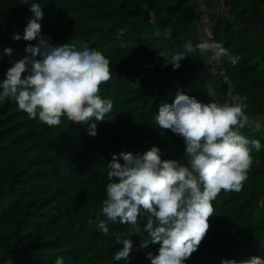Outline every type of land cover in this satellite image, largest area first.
I'll list each match as a JSON object with an SVG mask.
<instances>
[{
	"label": "trees",
	"instance_id": "obj_1",
	"mask_svg": "<svg viewBox=\"0 0 264 264\" xmlns=\"http://www.w3.org/2000/svg\"><path fill=\"white\" fill-rule=\"evenodd\" d=\"M225 1L232 17L216 18L210 36L239 60L233 65L225 57L211 65L217 75L213 80L210 73L211 81L225 102L239 95L246 115H264V0ZM33 2L43 7L41 32L53 46L87 44L109 59L111 78L100 86V95L112 100L113 109L103 121L93 117L96 136L67 116L59 124L30 119L13 100L0 109L9 112L0 121V264H54L58 257L65 264H150L147 254H158L160 245L141 247L146 233L131 237L127 260L114 261L123 247L115 237L130 225L109 221L107 236L97 227L105 219L107 164L114 153L142 154L157 146L162 159L187 166L183 138L158 127L154 115L162 103L174 101L178 90L204 103L213 100L198 50L177 70L159 55L171 57L188 41L199 43L198 0H0L2 79L10 61L28 56L25 46L36 43L13 39L14 33L23 37ZM6 48L13 50L12 57L4 54ZM241 133L259 140L261 149L251 151L253 163L242 189L222 190L212 202L209 229L185 264L262 256L264 202L259 215L254 205L264 176V123H248ZM138 222L142 228L146 218ZM51 226H59V232L46 239L43 232Z\"/></svg>",
	"mask_w": 264,
	"mask_h": 264
},
{
	"label": "clouds",
	"instance_id": "obj_2",
	"mask_svg": "<svg viewBox=\"0 0 264 264\" xmlns=\"http://www.w3.org/2000/svg\"><path fill=\"white\" fill-rule=\"evenodd\" d=\"M29 11L32 15L23 37L14 33L13 39L36 43L25 46L28 56L10 61L5 77L0 79V103L11 99L30 119L47 124H59L62 116H67L88 125V134L96 136L93 117L103 121L113 109L112 100L100 95V86L111 78L109 59L87 44L78 47L68 41L53 46L50 37L41 32V4L31 3ZM197 50L203 57L207 53L209 61L227 57L235 65L239 60L222 43L208 40L195 45L188 41L183 52L171 57L163 52L159 55L177 70L180 61ZM4 54L12 57L13 50L6 48ZM154 121L183 138L187 166L176 159H162L157 146L142 154H112L101 208L105 219L97 227L107 236L109 221L130 225L115 237L123 247L113 255L114 261L127 260L133 248L131 237L143 232L147 239L142 240L141 247L160 245L158 254H147L150 264H185L209 229L212 202L222 190L242 189L253 163L251 151L259 152L261 143L241 133L249 118L239 95H233L230 103H204L178 90L171 104H161ZM260 127L255 125L257 131ZM138 218H146L142 228ZM54 264H65V260L58 257ZM221 264H264V256L252 255L240 261L223 258Z\"/></svg>",
	"mask_w": 264,
	"mask_h": 264
},
{
	"label": "water",
	"instance_id": "obj_3",
	"mask_svg": "<svg viewBox=\"0 0 264 264\" xmlns=\"http://www.w3.org/2000/svg\"><path fill=\"white\" fill-rule=\"evenodd\" d=\"M199 8H198V24H197V32L199 37V42L201 40H211V36L207 31L206 27V20H207V0H198ZM202 64H203V77L206 89L208 90L209 94L211 95L212 99L224 103L225 101L220 98L219 94L217 93L216 89L213 86L210 77V61L207 60V53L205 56H202ZM249 118V123H264V115H247Z\"/></svg>",
	"mask_w": 264,
	"mask_h": 264
},
{
	"label": "rangeland",
	"instance_id": "obj_4",
	"mask_svg": "<svg viewBox=\"0 0 264 264\" xmlns=\"http://www.w3.org/2000/svg\"><path fill=\"white\" fill-rule=\"evenodd\" d=\"M220 4V0H210L209 2V6H207V13H209V16L212 18H209L210 21L206 20V27H207V31L209 34H211V24L212 22L216 19L215 17V13L213 12L214 8H218V5ZM232 14L230 13L227 17V19H231ZM216 61H210V65H212L213 67L216 65ZM210 73H212V79L215 80L217 78V75L215 73L214 69H210ZM0 79H2V74H0ZM214 86V85H213ZM215 88V87H214ZM11 99H6L4 102L0 103V109H2L4 107V105ZM211 102V101H210ZM9 115V112H7L6 110H2L0 112V121H3L7 116ZM264 151V149H263ZM35 169H32L30 172L34 171ZM260 191H261V195L259 196V198L257 199L254 207L256 209V213L259 215L261 212V208H260V204L262 202H264V176L261 177L260 179ZM60 225H64V221H60ZM60 227L59 226H51L48 229L44 230L43 235L46 239H51L53 237H55L58 232H59ZM262 245H264V243H262ZM260 253L262 256H264V251H262L260 249Z\"/></svg>",
	"mask_w": 264,
	"mask_h": 264
},
{
	"label": "built area",
	"instance_id": "obj_5",
	"mask_svg": "<svg viewBox=\"0 0 264 264\" xmlns=\"http://www.w3.org/2000/svg\"><path fill=\"white\" fill-rule=\"evenodd\" d=\"M213 12L215 13V18H224L226 19L230 14V8L225 0H220L218 8H214Z\"/></svg>",
	"mask_w": 264,
	"mask_h": 264
}]
</instances>
